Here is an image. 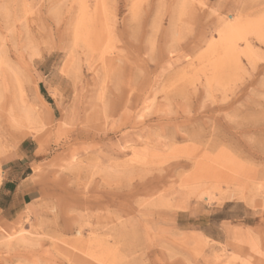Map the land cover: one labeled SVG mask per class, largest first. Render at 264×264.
Returning a JSON list of instances; mask_svg holds the SVG:
<instances>
[{
    "label": "rangeland",
    "instance_id": "374dc122",
    "mask_svg": "<svg viewBox=\"0 0 264 264\" xmlns=\"http://www.w3.org/2000/svg\"><path fill=\"white\" fill-rule=\"evenodd\" d=\"M21 142L0 264H264V0H0V175Z\"/></svg>",
    "mask_w": 264,
    "mask_h": 264
},
{
    "label": "crops",
    "instance_id": "0c3cea01",
    "mask_svg": "<svg viewBox=\"0 0 264 264\" xmlns=\"http://www.w3.org/2000/svg\"><path fill=\"white\" fill-rule=\"evenodd\" d=\"M36 149L32 144L21 142L2 161L0 175V220L18 216L25 207L41 196V185L34 167L38 164Z\"/></svg>",
    "mask_w": 264,
    "mask_h": 264
},
{
    "label": "bare ground",
    "instance_id": "6f19581e",
    "mask_svg": "<svg viewBox=\"0 0 264 264\" xmlns=\"http://www.w3.org/2000/svg\"><path fill=\"white\" fill-rule=\"evenodd\" d=\"M231 22V21H230ZM226 28L229 30V32L231 33V35H232V38H231V40H229V43H228V51H229V55L231 56V55H236L235 53H236V43H235V41H238L239 39H242L243 37H242V35L240 36V33H241V31H240V25H238V24H235L234 26L233 25H231V24H227L226 25ZM77 36V35H76ZM75 36V37H76ZM78 38V37H77ZM79 39V38H78ZM246 40V39H245ZM244 41V40H243ZM247 42V41H246ZM91 44V43H90ZM105 48H106V45H105ZM245 48V47H244ZM225 52V51H224ZM246 52L248 53V52H250V48H249V46H248V44H246ZM227 53V52H226ZM251 53V52H250ZM252 54V53H251ZM251 54H249V55H251ZM75 72V71H74ZM31 105H29V107H27V112L28 113H31V112H34V108H36V107H34V108H32V106L30 107ZM36 112V111H35ZM64 119V118H63ZM13 120V122L15 123L16 121H15V119H12ZM62 122H63V120H62ZM64 122H66L65 121V119H64Z\"/></svg>",
    "mask_w": 264,
    "mask_h": 264
}]
</instances>
